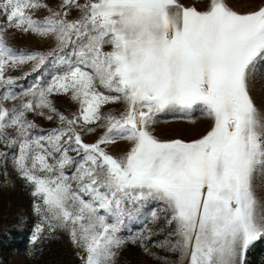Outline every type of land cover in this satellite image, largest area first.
Here are the masks:
<instances>
[{
    "label": "snow or ice",
    "instance_id": "obj_1",
    "mask_svg": "<svg viewBox=\"0 0 264 264\" xmlns=\"http://www.w3.org/2000/svg\"><path fill=\"white\" fill-rule=\"evenodd\" d=\"M29 35L44 46L10 43ZM258 75L264 0H0V175L30 189L33 244L63 233L81 264H119L129 245L160 264H247L264 239ZM196 111L198 138L155 135L160 114Z\"/></svg>",
    "mask_w": 264,
    "mask_h": 264
},
{
    "label": "rangeland",
    "instance_id": "obj_2",
    "mask_svg": "<svg viewBox=\"0 0 264 264\" xmlns=\"http://www.w3.org/2000/svg\"><path fill=\"white\" fill-rule=\"evenodd\" d=\"M54 2V0H53ZM186 4L197 3V0H183ZM230 4L237 10L245 11L254 8L260 0H229ZM10 43L23 48H42L44 42L34 36H27L23 39H10ZM24 70H27L25 68ZM9 74L21 76L19 70L11 71ZM31 77H25L23 84L26 87ZM251 94L255 103L264 109V75H258L250 85ZM16 90H19L17 88ZM11 105L12 101L5 102ZM55 103L61 111H74L76 105L63 95L55 96ZM113 107H118L113 105ZM35 122L41 127H53L55 123H50L41 117ZM209 120L199 111L191 114L163 113L158 117V122L154 127V133L160 138H182L194 139L207 129ZM94 139L92 135H86V142ZM113 151L125 149L126 145L117 142L113 145ZM4 184L0 181V264H81V256L77 249L63 233H57L54 238L38 240L33 244L31 235L35 224L38 222L33 211V198L30 189L21 180H15ZM264 184V181H257ZM264 194V187L258 188ZM163 237L161 236L160 239ZM159 255L165 253L159 250ZM29 252H34L30 256ZM178 258V257H177ZM247 264H264V239L257 240L246 253ZM119 264H160L152 257L142 253L141 249L135 245H129L121 253Z\"/></svg>",
    "mask_w": 264,
    "mask_h": 264
},
{
    "label": "trees",
    "instance_id": "obj_3",
    "mask_svg": "<svg viewBox=\"0 0 264 264\" xmlns=\"http://www.w3.org/2000/svg\"><path fill=\"white\" fill-rule=\"evenodd\" d=\"M3 180H4V176L0 175V181H3Z\"/></svg>",
    "mask_w": 264,
    "mask_h": 264
}]
</instances>
